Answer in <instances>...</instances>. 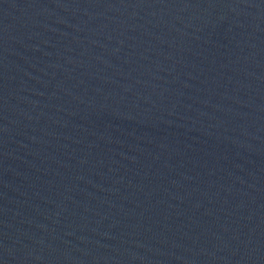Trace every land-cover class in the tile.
I'll return each instance as SVG.
<instances>
[{"label":"water","instance_id":"1","mask_svg":"<svg viewBox=\"0 0 264 264\" xmlns=\"http://www.w3.org/2000/svg\"><path fill=\"white\" fill-rule=\"evenodd\" d=\"M0 264H264V0H0Z\"/></svg>","mask_w":264,"mask_h":264}]
</instances>
